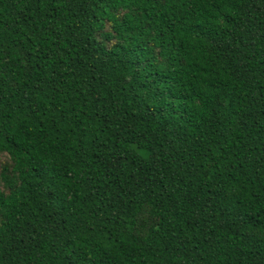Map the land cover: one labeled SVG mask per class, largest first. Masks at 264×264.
<instances>
[{"label": "trees", "instance_id": "1", "mask_svg": "<svg viewBox=\"0 0 264 264\" xmlns=\"http://www.w3.org/2000/svg\"><path fill=\"white\" fill-rule=\"evenodd\" d=\"M0 264H264V0H0Z\"/></svg>", "mask_w": 264, "mask_h": 264}]
</instances>
